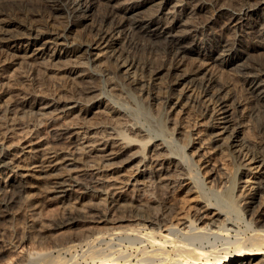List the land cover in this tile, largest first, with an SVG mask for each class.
I'll list each match as a JSON object with an SVG mask.
<instances>
[{
    "label": "bare ground",
    "instance_id": "1",
    "mask_svg": "<svg viewBox=\"0 0 264 264\" xmlns=\"http://www.w3.org/2000/svg\"><path fill=\"white\" fill-rule=\"evenodd\" d=\"M31 1L0 0V48L10 50L18 59L26 63L54 64L66 61L63 63L66 66V73L72 78H78L79 81L88 82V87L86 86L87 91L83 93L84 95L45 97L26 94L22 97L17 95L12 102H3L0 106V133L5 137H12L13 134L18 133L20 142L18 145L3 144L0 147V188L20 182L23 186L21 189L23 188L29 195L32 190L43 188L44 193H54L62 203H66L69 212L77 209L82 211L88 223L109 220L117 224L141 219L145 224L158 225L159 229L165 231L167 242H180L176 246L177 253L170 259H166L170 254L169 250L162 252L160 250L152 257H144L135 264H264V250L255 245L256 238L253 237L252 240L250 239L251 242H248L243 240V235L238 232L235 240H229L236 226L232 215L237 214V218H240L241 204H246L248 207L264 191V148L255 150L254 142L244 136L242 123L245 115L244 98L240 96L234 98L232 94L224 92L223 85L217 88L212 83L215 80L209 72L211 64L237 63L243 74L248 77L256 101L264 108V67H256L257 63L248 61L251 59L249 58L252 54L251 49L264 48V12H259L264 0H255L249 5H246L247 3L239 5L240 0L217 1L221 5V12L228 15L229 25L238 26L239 31L233 42H219L210 48L195 42L196 39L191 40L194 39L192 36L195 30L192 29L190 18L204 8L200 0H125L123 6L120 4L122 2H118L120 0H75L74 5L73 3L60 5V0H41L52 12L63 15L61 20L68 23L66 29L26 26L19 28L15 21L5 18L10 10L14 12L15 9L20 11L29 9ZM98 1L116 2V9L123 14L122 17L100 27L93 25L89 30L91 36L87 41L73 40L70 32L72 29L83 27L84 24L87 25L86 22L91 17L89 12L95 8ZM194 1L196 3L193 5L191 2ZM147 6L151 11L148 14H139L142 10H148ZM145 7L147 8L144 9ZM252 14H257V19L251 23L248 20ZM185 16L188 19L183 21ZM217 16L220 15H215L213 19ZM126 24L152 38L166 40L176 51L179 60L175 65L167 59L156 67L151 63V65L145 62L141 64L157 74L163 71L169 74L175 73L176 78L169 87L153 84L151 81L138 83L139 78L133 70L135 63L119 60L118 47L122 42L120 33L121 28ZM180 26L182 31H176ZM256 37H262L263 44L252 42L250 45L242 46L244 41ZM75 48L80 50L73 54ZM190 53H196L200 59L197 70L182 67ZM72 56L79 59L68 60ZM103 60L121 63L119 66L125 68L124 75L127 81L139 84L138 87L143 93L155 97L161 110H153L152 106H147L148 102L145 104L146 107L143 105V109L157 121L159 134L172 133L171 138H160L159 142L152 141L151 138L146 140L149 136L146 137L144 131L136 130L131 123L124 122V119H121L122 121L117 119L118 111L108 106L109 103L107 104L105 102L107 100L103 98L104 93L99 92V88L92 84L88 74V61ZM7 77L0 73V82H5ZM194 84L205 86L208 97L202 99L196 95L192 87ZM124 85L128 84L125 82ZM127 95L128 98L131 97ZM169 103L173 104L174 108L182 110H188L191 105H195L204 120L199 122L201 126L203 125L202 129L198 130L196 124L185 128L182 122L172 119ZM91 114L95 115L96 121L89 122ZM170 126H173L171 131ZM151 131L153 132L152 129ZM203 132H207L206 138L202 143L194 144V140ZM178 133L183 136V144L179 140L180 137L175 136ZM206 140L213 143L211 149L223 148L221 152L227 150L233 157L241 159L238 169L245 170L248 178L242 180L243 185L240 186L255 189L251 196H242L236 190L239 183L230 172L228 183L225 180L222 182L223 184L226 182L223 189V184L220 183L222 184L219 185L220 188L212 191L213 197H208L210 192L201 191L207 184L192 174L188 167L193 163L195 165L194 155L207 153L203 144ZM247 155L248 157H244ZM184 186H187L188 190L200 189V200L194 205V213L181 216L178 225L172 221L169 205H166L163 213L154 212L149 215L141 213L144 208L140 199L141 193L155 194L159 193L160 188H164L168 198ZM8 187L3 188L5 190ZM131 191L134 194L130 193ZM235 191H237L236 195ZM100 194L104 197H100ZM87 196H99L102 200L91 202L89 207L78 208L74 205L75 197L82 200ZM14 203L18 202L15 199L2 202L0 199L3 219L12 214L10 209L14 208ZM11 205L13 206L10 208ZM255 207L251 208L249 219L253 223H256L255 219L261 212L260 207ZM76 222L74 217H70L62 222V227H72ZM88 227V236L83 234L79 240L90 243L105 236L103 230L93 231V226ZM131 230L119 225V230L114 232V235ZM222 234L225 235L224 240H228L222 250H217L215 244L207 248L204 240H207L209 235L222 238ZM230 243L233 245L231 246ZM47 254L44 253L35 262L24 259L27 260L25 264H41ZM122 257L117 256V252L112 249L108 253L92 252V260L88 264H123V260L129 261L128 257Z\"/></svg>",
    "mask_w": 264,
    "mask_h": 264
},
{
    "label": "rangeland",
    "instance_id": "2",
    "mask_svg": "<svg viewBox=\"0 0 264 264\" xmlns=\"http://www.w3.org/2000/svg\"><path fill=\"white\" fill-rule=\"evenodd\" d=\"M217 1L219 2L220 0H200L199 2L204 8H202V10L199 11L195 16L191 17V20L189 19L193 25L192 29L195 30V33L192 36L194 39L191 40L196 39L195 42L208 48L214 47L219 42L221 43L223 41L233 42L236 39V35L238 34L237 31H239L238 26L229 25L228 15L227 13L221 12V5ZM223 1L229 2L230 0ZM31 2L33 9L30 6L28 7L29 9L24 11L15 9L13 12L10 10L7 12V17L5 18L15 21L16 26L19 28L26 26L42 27L46 29H52L56 27L66 29L68 23L64 22L65 20H61L63 15H58L52 12L46 3L41 0H32ZM74 2L75 0H60V5H66L67 3H73L74 5ZM100 2L103 1H98L99 4L97 3L94 6L95 8L90 10L89 13L91 14V17L86 22L87 25L84 24L83 27L81 26L72 29L70 32V37L73 40L78 42L87 41L91 36V34H89V30L93 27V25L100 27L107 23H113L122 17L123 14L116 9V2ZM118 2H122L120 4L123 6L125 0H120ZM254 2L255 0H240L239 5L246 3V5H249ZM191 3L194 5L196 2L194 1ZM146 10L140 11L139 14H148V12L151 11L150 8L147 10V12ZM218 12L220 14H217ZM259 12H264V5L260 7ZM215 15L220 16H217L216 19H213ZM69 16L70 15L68 14V17ZM187 19V16L183 17V21H186ZM256 19L257 14H252L250 15L248 21L252 23ZM176 31L181 32V26L177 27ZM120 35L122 42L120 47H118L119 60L126 63H135L133 70L138 76L136 77L139 78L138 83L151 81L153 84H161L165 87H169L171 84H173L176 78L175 73H173L175 76L173 74L164 73V71L157 74L156 72L142 66L145 62L147 64L151 63L153 67H156V65H161L165 59L171 61L173 65L178 63L179 57L176 51L166 40L152 38L139 29L132 27L130 24H126L121 28ZM252 42H254L253 44H263V38L256 37L254 39H249V41L246 40L242 46L250 45ZM75 50L76 51L73 52V54L78 53L77 50H80V48H75ZM251 52L252 54L249 58L253 59H249L248 61L257 63L256 67H264V48L251 49ZM77 59L79 58L72 56L68 60L74 61ZM81 60L84 59L81 58ZM199 62L200 59L197 57V54L190 53L187 55L186 61H184L182 67H189L188 69L197 70ZM63 63H66V61L55 62V65L50 62L26 63L25 61L18 59V57L11 53L10 50L0 48V73L2 75L8 76L4 80L5 82H0V106L3 105L4 101H14L17 98V95L19 97L26 96V94L27 96L42 95L45 97H65L72 96V94L84 95L83 93H86L87 91L86 88L88 87V82L81 80L79 81L78 78H72L69 76L66 73V66ZM120 64L121 63L119 62H108L105 60L101 62L88 61L87 67L89 68L87 69L89 77L92 79V84L96 86L97 89L99 88V92L102 94L104 93L103 98L104 100H107L105 101L107 104L109 103L108 106L118 111V116L120 118H117V116L116 118L118 120L124 119V122H128L129 124L131 123V125L136 130L141 132L144 131V135L146 137L149 136L146 140L151 138L152 141L159 142L160 138H171L173 135L172 133H165L164 135L159 134L160 131L158 130L159 125L157 121L148 115L145 109H143L146 107L145 104L148 102L147 106H152L153 110H161V106H159V104L157 105L158 101L152 94L147 95L146 93H143L140 87H138L139 84L133 83L130 80L127 81L128 79L124 75L125 68H120ZM236 64L237 63L228 65L211 64L209 66V72L213 75L215 82L212 83L215 84L217 88L223 85L225 90L224 92L232 94L234 98H237L238 96L244 98L245 115L242 118L244 136L254 142L255 150L258 151L264 148V108L261 107L256 101V98L254 97L250 87V81L248 77L243 74ZM110 65L113 66L111 67ZM141 80H143V82ZM125 82L128 85H124ZM192 87L194 89V93L200 96V98L205 99L208 97L205 86L200 87V85L194 84ZM116 90L117 93H115ZM119 91L122 95L119 93ZM127 94H129V97L131 96L132 98H128ZM113 95L117 98L113 97ZM123 98H126L125 102H123ZM138 103H141V105ZM172 105L173 104L169 103V110H171L172 119L182 122L185 128L193 127L196 124L195 127L198 130L202 129L203 125L201 126L199 122L204 120L195 105H191L188 110L174 108ZM132 108L136 109L137 111L133 110ZM141 110L144 112H141ZM140 113L144 115H141ZM94 116L92 114L89 116V122H94L97 120V118ZM150 122L154 123L151 124ZM150 128L153 130V132ZM172 129L173 126H170V131ZM206 135L207 132H203L201 136H196L197 138L194 140V144L197 145L202 143V140L206 138ZM175 136L180 137L179 140L181 141V144H183V136L181 137L179 133ZM19 140L18 133L13 134L12 137H5L4 134L0 133V147L3 146V144L18 145L20 142ZM203 144L207 153L200 156L198 154L194 155L196 160L195 165L193 163L191 166H189L190 168L187 166L192 174L197 176L200 180H204V182L207 184L204 187L205 189H201V191L205 190L207 193L210 192L208 197H213L212 191L214 189L220 188V186L223 184L222 182H224V180L227 182L230 179V175L232 174L231 176L235 177L237 179V183H239L237 184L236 190L242 194V196H251L255 189L251 190L252 188L250 189V187L241 188L240 186L243 185V183H241L242 180L248 178V176L246 177L247 172H245V170L238 169V166L241 165V159L233 157L231 152H228L227 150L221 152L223 148L211 149L213 143L210 140H206ZM248 155L244 157H248ZM229 172L230 175H228ZM4 178L6 177L4 176ZM225 183L222 185V189L225 187ZM3 187L7 188L8 186L5 185L0 188V193L2 194H0V199L2 202H7L8 199H15L18 203H14L15 205L13 204L14 208H11L13 205L10 206L11 209H9L12 211V214L6 217L8 220L5 218L4 220L0 212V264H25L27 263V260L24 259H30L35 262L44 253L48 254L42 260L43 263L41 264H88V262L92 260V252L108 253L111 251V249L117 252V256L121 255L123 256L122 258H129V261L123 260V264H135L144 257H152L160 250L161 252L164 250L170 251V254L168 257H166V259L172 258L173 255L177 253L176 246L180 242H167L168 239L166 237V232L162 229H159L158 225L145 224V222H143L141 219H138L135 222L125 221L123 223L117 224L109 220L105 222L103 221L101 223H88L85 221V216L82 211L77 209L73 212H69L70 209L66 203H62V200H60L54 193H44L45 191L43 188V190H32L30 193L31 195H29V193H26L23 188L21 189L23 186L20 182H15L13 186H9L8 189L5 190ZM186 187L187 186H184L176 190V192H173V194L168 198L164 188H160L159 193L156 192L155 194L148 192H146L147 194L141 193V203L144 204V208L141 210V213L146 215L153 214L154 212L163 213L166 210V205H169L168 207L170 208V216L172 221L174 224L178 225L180 223L179 221L181 216L192 215L194 213V205H196L197 202L199 203L200 200V189L196 188L197 190H188ZM237 191H235V195L237 194ZM5 193H8L9 195H5ZM130 193L134 194L133 191ZM154 195L157 196L155 197ZM260 195L261 196H258V198L255 199L256 201L254 200V203H251L252 205L250 204L248 207L246 204H241L240 216L242 218H237V214L232 215L236 221V226H234V231L231 232L229 240H235L236 234L239 232L243 235V240L245 241L251 242L253 237L256 238L257 242L255 245L261 247L262 250H264V191L260 193ZM4 196H6L7 199ZM28 196L30 197L28 198ZM101 196L104 197L100 194V197ZM26 197L28 202H26ZM100 197L87 196L82 198V200L75 197V200L73 199V201L74 205L78 208L80 206L89 207L91 202H99L102 200ZM157 197L161 198L158 200ZM212 200L214 201L213 198ZM19 204L21 207H19ZM22 207L23 209L21 210ZM252 207H260L261 209H259L261 212L255 219L256 223L249 221L251 218ZM2 210L3 209H0V211ZM70 217H74L77 222L72 227H62V222L68 220ZM88 224L93 226V231L99 230L102 232L103 230L105 236L103 235V238L96 239L90 243L84 242V240H79L83 234H87L85 236H88V226H90ZM119 225L123 226V228H130L132 230L126 233L123 232L121 234L114 235V232L119 230ZM224 236L225 235L222 234V238L218 237V239L214 235H209V237H207L208 239L204 240V243L206 244L207 248H211V245L215 244L217 250H219L227 244L226 241L228 240H224ZM209 240L211 242L207 243ZM70 241H74V243H70ZM212 241L216 243H213ZM230 244L231 246L233 245L232 243Z\"/></svg>",
    "mask_w": 264,
    "mask_h": 264
}]
</instances>
